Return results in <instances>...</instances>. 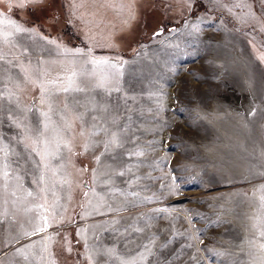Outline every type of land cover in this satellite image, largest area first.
I'll use <instances>...</instances> for the list:
<instances>
[{
	"label": "rangeland",
	"instance_id": "1",
	"mask_svg": "<svg viewBox=\"0 0 264 264\" xmlns=\"http://www.w3.org/2000/svg\"><path fill=\"white\" fill-rule=\"evenodd\" d=\"M40 2L75 47L0 3V264H264V0Z\"/></svg>",
	"mask_w": 264,
	"mask_h": 264
},
{
	"label": "trees",
	"instance_id": "2",
	"mask_svg": "<svg viewBox=\"0 0 264 264\" xmlns=\"http://www.w3.org/2000/svg\"><path fill=\"white\" fill-rule=\"evenodd\" d=\"M40 2L39 4H41ZM39 4L37 6H39ZM35 6L32 5H27L25 7L17 8V7H11L10 10H8V13L15 18L17 21L22 23L25 27L27 28H34L37 32L40 34L47 36L48 38H56L57 41L64 42L67 46L75 47V45L70 44L68 39V33H69V27L66 28H58L57 25V20L56 18L51 19V22H45L43 23H37V22H32L30 18L27 16V13H31V10H35ZM53 22V24H52ZM52 25L54 27V31L56 29H59L60 33H52ZM64 31V32H63ZM61 34V35H60ZM84 46V45H82Z\"/></svg>",
	"mask_w": 264,
	"mask_h": 264
},
{
	"label": "snow or ice",
	"instance_id": "3",
	"mask_svg": "<svg viewBox=\"0 0 264 264\" xmlns=\"http://www.w3.org/2000/svg\"><path fill=\"white\" fill-rule=\"evenodd\" d=\"M19 30V29H18ZM92 63H96V61H91ZM78 91H84V89H77ZM63 91L67 92L68 89H64ZM42 103L44 101H41ZM69 103H71L75 108H79V107H82L83 105L81 104L80 100H77V99H73L71 102H65V108H67L69 106ZM106 102L103 101V99H100V100H97L95 101V108H90L88 109V112H87V115H88V119L91 120L93 122V126H97V120H98V113L100 111H104V112H108L109 109L107 107H102V105H104ZM11 111V110H10ZM114 111V109H113ZM42 115H44L45 117H47V113H42ZM118 115V113H117ZM78 118L81 119L83 121V123L86 125L88 123V121L84 120V116L83 114H79L78 115ZM113 123H115V120L112 121ZM123 128V125H119L118 128H117V131H119L120 129ZM35 132H39L40 131V128H39V121L36 122V125H35V129H34ZM117 131H111L109 132L108 134L111 136V140L108 142V144H104L103 141H101L99 144H96V145H93L94 148H96L97 150L99 149L100 145L101 144H104L105 146V149H107L108 146L110 145H114L117 143ZM120 146L122 147V142L120 143ZM93 158L95 160H97L98 162L100 161V156L97 155L95 152L93 153ZM107 159H115L116 157L114 155H107L106 156ZM37 166H39V164H37ZM5 175H7V173H5ZM120 175L122 176L123 173H120ZM39 229L37 230H34V233H36V231H38Z\"/></svg>",
	"mask_w": 264,
	"mask_h": 264
},
{
	"label": "crops",
	"instance_id": "4",
	"mask_svg": "<svg viewBox=\"0 0 264 264\" xmlns=\"http://www.w3.org/2000/svg\"><path fill=\"white\" fill-rule=\"evenodd\" d=\"M40 1L41 0H21L19 3H16V2H10L9 0H0V3H2V2H8L9 3V5L11 6V7H17V8H23V7H25V6H27V5H32V6H35V4L36 3H40ZM1 10V9H0ZM6 15V14H5ZM8 16V15H7ZM9 18V21H11V22H18L16 19H14L12 16H8ZM21 26H22V28H24V29H33V28H27V27H25L23 24H20ZM35 30V29H34ZM36 31V30H35ZM39 33V32H38ZM0 41H2V37L0 36ZM3 40H4V38H3ZM7 40H9V38H7ZM40 69V68H39ZM56 71V70H55ZM18 229V228H17ZM1 231V230H0ZM19 231V230H18Z\"/></svg>",
	"mask_w": 264,
	"mask_h": 264
},
{
	"label": "water",
	"instance_id": "5",
	"mask_svg": "<svg viewBox=\"0 0 264 264\" xmlns=\"http://www.w3.org/2000/svg\"><path fill=\"white\" fill-rule=\"evenodd\" d=\"M162 34V31H159L156 33V35H161Z\"/></svg>",
	"mask_w": 264,
	"mask_h": 264
}]
</instances>
